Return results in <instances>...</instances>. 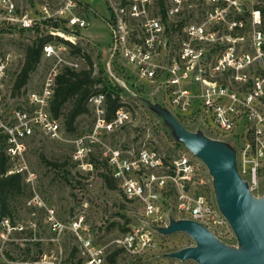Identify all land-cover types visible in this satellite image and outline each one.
I'll list each match as a JSON object with an SVG mask.
<instances>
[{
    "label": "built area",
    "instance_id": "built-area-1",
    "mask_svg": "<svg viewBox=\"0 0 264 264\" xmlns=\"http://www.w3.org/2000/svg\"><path fill=\"white\" fill-rule=\"evenodd\" d=\"M78 1L66 0L54 12L46 2L41 5L42 22L62 20L67 28L50 27L51 39L58 36L65 41L50 40L42 46V57L52 65L40 88L26 91L16 104L11 102L18 92L13 84L5 87L4 83L10 79V68L18 59L22 66L24 58L0 53V135L9 162L7 174H20L28 183L35 179L25 164L28 141L36 136L60 141L67 135L61 120L52 116L50 103L60 66L77 67L64 53H69L70 45L77 46L81 32L90 26L71 13ZM103 1L106 15L101 18L109 34L108 82L127 91L129 77L134 86L155 84L161 102L168 106L161 105L169 112L196 115V130L232 144L238 174L253 194L264 171V0ZM34 21L19 0H0V32L29 31L37 24ZM115 61L130 72L128 76L115 75ZM118 102L111 110L105 93L88 97L90 126L72 138L70 159L82 179L93 177L96 168L104 165V173L116 182L125 202L137 209L132 223L115 240L99 243L84 215L64 225L54 218L52 208L38 204L46 210L50 231L71 233L80 264H116L120 254L134 261L161 258L154 264H196L158 255L162 235L157 228L166 227L172 218L194 221L218 239L221 228L229 229L214 195L205 192L207 186L212 188L208 169L188 150L168 156L144 143L111 146V136L133 122L120 93ZM10 221L1 217V238L12 231L21 233L22 228ZM114 252L118 254L110 262ZM31 264L60 261L58 255L44 252Z\"/></svg>",
    "mask_w": 264,
    "mask_h": 264
},
{
    "label": "rangeland",
    "instance_id": "rangeland-1",
    "mask_svg": "<svg viewBox=\"0 0 264 264\" xmlns=\"http://www.w3.org/2000/svg\"><path fill=\"white\" fill-rule=\"evenodd\" d=\"M64 1L66 0H19L22 10H26L37 24L29 31L0 32V53L13 52L22 55L24 58L25 47L32 43L35 37H52L48 32L52 22L47 24L45 21L42 22L43 14L40 7L46 2L51 12H54L63 5ZM106 6L107 2L103 0H79L76 6L70 9L72 14L89 21L90 26L81 32L82 38L77 41V46L81 49L80 54H72L70 51L68 54L64 53L65 59L77 63L75 68L77 71L88 68L86 59L88 56L92 63L93 74L101 73L105 82L108 80L106 63L108 61L109 34L101 17L106 15ZM54 22H57L64 31L67 30L64 21ZM57 39L65 41L58 36L56 39L52 38L51 41H57ZM118 63L115 61L112 65L115 75L117 77L128 76L127 73L130 72L122 68L120 62ZM51 65L52 62L44 59L41 55L36 69L30 73L28 81L20 88L17 97H14L11 103L16 104L17 101H22V95L28 90H38ZM20 67L21 64L18 59V64H14L9 70L10 79L4 83L5 87L13 84ZM62 67L60 66L61 69ZM125 80L130 91L122 89L120 94L127 102L133 122L132 125L111 136L108 140L110 145L118 147L126 144L139 145L144 143V146L154 148L168 156L185 152V147L174 139L162 119L149 107L148 103H159L166 107L167 104L161 102L164 100L161 98V90L155 84L134 86L130 77ZM172 114L185 129L194 132L198 128L199 120L196 115L191 113L180 115L174 111ZM90 121V114L77 118V131L74 134H67L64 140L50 141L44 137L36 136L28 141L25 164L27 169L35 175V179L32 183H28L23 177L24 185L21 193L8 199L10 223L16 227H21L22 231L21 233L12 231L4 238L0 237V264H31L44 252L58 255L60 264H70L68 259L71 251L75 248L71 233L65 230L60 235L53 234L47 222L46 210L38 204L52 208L54 218L64 225L79 215H84L91 236L99 243H110L115 240L124 233L123 229H128L132 223V218H134L137 209L134 205L125 202L117 186L115 189L107 188L100 175L105 171L104 165L100 164L96 168L93 177L82 179L71 162V140L77 134L88 129ZM42 158L60 166L56 169L46 166ZM64 177L72 184H68ZM72 185L76 187L72 188ZM210 187L211 185L207 186L205 192L212 196L213 192ZM263 193L264 171L259 178V187L253 191V195L260 197ZM220 231L221 241L229 245H236L230 227L229 229L221 228ZM159 240L158 255H165L193 244L192 239L184 233L162 235ZM113 245L112 243L109 248L113 249ZM160 259L151 258L144 261H134L120 254L116 264H154L156 260Z\"/></svg>",
    "mask_w": 264,
    "mask_h": 264
},
{
    "label": "water",
    "instance_id": "water-1",
    "mask_svg": "<svg viewBox=\"0 0 264 264\" xmlns=\"http://www.w3.org/2000/svg\"><path fill=\"white\" fill-rule=\"evenodd\" d=\"M148 104L174 139L208 169L216 206L236 240V245L226 244L194 221L171 218L166 227L157 231L161 235L184 233L192 239L193 245L167 253L165 257L182 262L191 260L196 264H264V193L254 196L241 179L234 148L227 142L207 137L200 130L185 129L161 104Z\"/></svg>",
    "mask_w": 264,
    "mask_h": 264
},
{
    "label": "trees",
    "instance_id": "trees-1",
    "mask_svg": "<svg viewBox=\"0 0 264 264\" xmlns=\"http://www.w3.org/2000/svg\"><path fill=\"white\" fill-rule=\"evenodd\" d=\"M47 23L49 22L46 21L45 24ZM50 24V26L55 29L63 30L57 22H52ZM50 40V36H37L32 43L25 47L23 64L13 81L14 92H18L20 88L26 84L30 73H32L39 64L42 46ZM57 40L64 42L61 39ZM80 50V47L70 45V53L79 55ZM86 59L88 68L77 71L68 67H63L55 78L54 94L50 103V112L54 118L61 120L63 128L68 135L74 134L77 131V118L89 113L87 99L91 94L98 92L105 93L111 110L119 105L118 95L122 89L116 85L112 86L108 80L105 82L101 77V73L94 75L92 63L88 56H86ZM112 94L114 95V98L111 97ZM3 148L4 139L0 135V203L2 217L10 218L8 199L13 195H19L24 184L23 177L20 174H7L9 162L5 157ZM42 161L46 166L52 167L53 169L60 166L57 163L46 161L44 158H42ZM66 174L68 175V173ZM100 175L107 188H116L117 184L113 179L105 173H101ZM65 179L68 184H72L67 178ZM75 187V185H72V188ZM123 230L125 231V228ZM117 254L118 252L113 253L109 258L110 262H114ZM68 260L70 261V264H80V260H75L74 250L71 251Z\"/></svg>",
    "mask_w": 264,
    "mask_h": 264
},
{
    "label": "bare ground",
    "instance_id": "bare-ground-1",
    "mask_svg": "<svg viewBox=\"0 0 264 264\" xmlns=\"http://www.w3.org/2000/svg\"><path fill=\"white\" fill-rule=\"evenodd\" d=\"M58 35H59V36H61V35H62V33H61V32H58Z\"/></svg>",
    "mask_w": 264,
    "mask_h": 264
}]
</instances>
